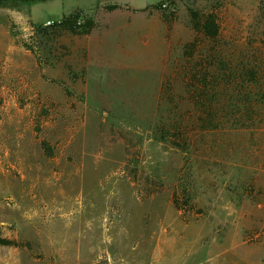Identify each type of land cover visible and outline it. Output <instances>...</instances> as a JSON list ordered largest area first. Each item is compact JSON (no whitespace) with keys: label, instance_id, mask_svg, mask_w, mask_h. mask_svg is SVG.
Here are the masks:
<instances>
[{"label":"rangeland","instance_id":"rangeland-1","mask_svg":"<svg viewBox=\"0 0 264 264\" xmlns=\"http://www.w3.org/2000/svg\"><path fill=\"white\" fill-rule=\"evenodd\" d=\"M0 264H264V0L2 1Z\"/></svg>","mask_w":264,"mask_h":264},{"label":"trees","instance_id":"trees-1","mask_svg":"<svg viewBox=\"0 0 264 264\" xmlns=\"http://www.w3.org/2000/svg\"><path fill=\"white\" fill-rule=\"evenodd\" d=\"M4 0H0V3ZM35 1V0H31ZM111 9L117 8L116 5L109 6ZM192 23L200 33L203 35L215 38L219 34V24L217 22L216 15L213 12H199V11H192ZM80 18V13H71L70 15L64 16L61 20L56 22L53 26H59L61 28L75 31L76 28L80 27L77 24L78 19ZM85 32L89 33L94 26L93 20H87L85 24ZM3 243H13L9 240L2 239Z\"/></svg>","mask_w":264,"mask_h":264},{"label":"built area","instance_id":"built-area-1","mask_svg":"<svg viewBox=\"0 0 264 264\" xmlns=\"http://www.w3.org/2000/svg\"><path fill=\"white\" fill-rule=\"evenodd\" d=\"M162 6H163V7H168V6H169V2H164V3L162 4Z\"/></svg>","mask_w":264,"mask_h":264}]
</instances>
